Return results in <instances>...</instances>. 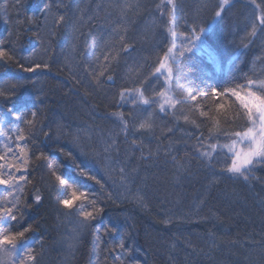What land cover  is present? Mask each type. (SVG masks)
Masks as SVG:
<instances>
[{
	"label": "trees",
	"instance_id": "1",
	"mask_svg": "<svg viewBox=\"0 0 264 264\" xmlns=\"http://www.w3.org/2000/svg\"><path fill=\"white\" fill-rule=\"evenodd\" d=\"M160 2L52 0L60 6L52 8L45 22L38 0H0V49L14 53L21 63L27 58L29 64L50 65L47 72L28 74L16 63L0 60V91L23 85L15 89L11 99L0 98L4 129L13 130L8 135L0 130V155L5 157L0 163L25 167L17 148L20 131L25 140L19 143L28 155L27 182L19 181L24 190L15 195H22L21 205L26 201L31 207L24 208V223L13 230L28 223L38 225L26 234L36 259L28 260L19 247L22 242H18L15 249L0 246V264H21L22 260L23 264H121V259L124 264H264V166L257 167L255 179L246 183L222 177L219 166L210 168L193 154L180 155L188 145L197 143L201 134L208 137L217 121L221 133L249 126L246 117L241 118L236 111L239 104L232 97H213L211 86H219L221 91L237 90L249 79L264 81V31L256 19L264 14V0H234L204 38L217 51L219 70L195 52L186 53L184 59L179 55L181 50H176L178 55L170 63L172 91L178 100L192 102L179 104L164 115L155 106L149 107L145 120L153 127L137 130L138 122L132 127L131 115L136 106L120 108L119 99L122 91L141 84L147 98L155 99L163 89L154 72L170 41L166 19L157 13ZM178 3L174 32L182 38L192 37L193 31L209 24L218 0ZM59 15L65 20L56 24ZM28 16L39 19L28 23ZM253 25L257 27L254 37L249 35ZM120 36L125 38L128 51L121 48ZM92 71L105 73L99 77L101 87L89 74ZM108 75L112 81L107 80ZM192 95L197 96L195 101ZM25 98L34 103L37 128L49 131L51 140L39 131L32 139L33 130L23 121L13 120L9 108H19ZM219 105L223 108L218 109ZM117 111L130 121L127 133L109 115ZM134 138L136 145L132 144ZM227 140L220 135L218 141H212ZM61 147L72 153L71 160L60 153ZM41 151L48 160L36 158ZM13 152L16 159L10 160ZM214 156L223 165L224 155ZM73 161L99 179L103 190L76 176ZM121 168L126 178L123 183ZM53 170L75 176L98 194L104 212L88 227H80L82 217L75 211L80 201L70 216L65 215L69 209L57 203L70 195L71 189L55 181ZM0 171L7 178V169ZM11 171L17 177L23 174L15 167ZM37 189L42 196L40 204L33 199ZM10 190L0 185V200H11ZM109 194L111 200L107 199ZM169 217L173 222L165 225L163 221ZM106 224L114 225L116 232L105 235ZM122 237L132 250L130 256L123 257L120 249L113 247Z\"/></svg>",
	"mask_w": 264,
	"mask_h": 264
},
{
	"label": "snow or ice",
	"instance_id": "2",
	"mask_svg": "<svg viewBox=\"0 0 264 264\" xmlns=\"http://www.w3.org/2000/svg\"><path fill=\"white\" fill-rule=\"evenodd\" d=\"M19 2V0H17ZM231 0H219L218 5L216 6V10L214 11V20L223 17L224 12L227 10V7L230 6ZM167 8H164V0H162L161 5L157 6V10L161 12V16L167 15V25L166 31L173 37L176 36L175 32L171 31V25L175 18L174 14L179 9L178 0H166ZM42 5V7H41ZM60 5H53L52 0H48L47 3L44 0H38L37 7L43 14L44 21L47 22L49 15L51 14L52 8ZM259 7V6H257ZM28 23H34L39 18L36 16H28ZM257 20L260 21L261 30L264 31V14L258 15L256 17ZM65 20L64 15H59L58 19L54 21V23L59 24L60 22ZM19 22V21H18ZM208 31L207 26L201 27L199 32L193 31L192 37H186L187 43L184 46L182 52H180V56L184 59H187L185 53H192L195 51L196 54L203 56L206 62L212 65L217 70L220 69V58L217 54L216 49L206 43L204 39V34ZM251 36L257 35V27L253 25L251 28V32L249 33ZM121 48L124 51L129 50V46L125 43V38L120 36ZM174 47V45H173ZM173 47L167 48V53L163 60H161L159 67L155 69L156 73H161V69H164L169 60H174L175 57L171 54L173 53ZM25 60L24 63H21L20 60L16 59L14 53L10 54L8 51L0 49V60H4L5 62H13L16 63L23 73L34 74L38 71L47 72L50 70V65L47 62L43 63H27V58H23ZM105 61L108 60V56H104ZM114 59V57H113ZM107 65H105V69ZM168 79H171L173 75L172 67H167ZM94 77L95 82L98 87L102 86V82L99 77L103 76L105 73L101 71L99 75L95 71L89 73ZM108 81H112L113 77L111 75L107 76ZM30 83L35 86V81L29 79ZM23 86L22 84L13 85L12 89L9 92L0 91V98L4 100L11 99L16 93L15 89L17 87ZM143 84L140 87H136L131 90L122 91L120 94V107H124L128 104L135 105L136 108L133 109L131 115L133 116L132 127H136V123L138 122V129L150 130L153 125L152 123L146 122L145 113L148 111L149 107H152L159 103V110L161 113H167V109L165 105H168L172 108H175L177 104L183 103L182 101L174 99L170 95H166L165 92L161 91L158 93V96L162 98L163 102L161 103L159 100L154 98H145L144 92L141 90ZM240 90H235L232 88H226L221 91L219 86L213 85L211 86V95L213 97L217 96H228L235 97V100L239 103V108L236 109L238 115L241 118L246 117L248 121V125L246 130L243 131H234V132H220L219 122H215L212 128L209 129V136L197 137V144L193 147L195 151L199 154V158L203 159L207 162L208 166L217 167L219 166L220 173L222 177H226L228 179H242L246 183H250L255 177L253 176V172L257 167L264 166V81H257L253 79H249L246 85L240 84L238 85ZM146 91V90H145ZM207 92L204 93L207 96ZM137 97L139 98L137 100ZM38 101L43 103L38 96L36 98ZM191 99L195 101L197 99L196 95H192ZM146 106L145 108H139V105ZM219 108H223V105H219ZM242 110V112H241ZM9 112L12 114L13 120H20L26 124L29 129L32 131V139H35L36 132L39 131L45 139L51 140V133L49 131H44L42 127L39 129L37 125L39 121L37 118V111L35 110L34 103L31 98H25L22 101V104L19 108L11 107L9 108ZM29 115L31 118H29ZM111 117L115 119V121L120 126V129L125 133L129 130L130 121L125 118L122 111L112 112L109 114ZM201 115H207L205 112H201ZM148 120L151 119L149 116ZM184 119L187 121L188 117L185 116ZM195 123V121H193ZM5 118L0 117V130H3L6 135L10 134L13 130L11 128L4 129ZM171 131V129H169ZM220 135L227 136L229 138V142H225L223 145L219 143H212L213 139L219 140ZM235 137V138H233ZM127 138V137H126ZM25 136L23 131L17 133V148L20 153L21 163L25 166L21 167L20 164L13 163H0V170L7 169V178L3 171H0V185H7L11 190L8 191L9 197L11 200L2 201L0 200V229L3 230L2 235H0V246L11 245L13 249L17 248L18 242H22L19 247L27 256L28 260H35L36 256L33 254V248L27 244L26 234L34 231L38 228V225L35 223H28L24 227L19 228L18 230H13L15 225H20L24 223L25 220V207H31L26 201L24 205L20 204V200L22 199V195L18 196L15 193L23 192V185L19 183V181L27 182V168L26 165L28 163V155L25 152L24 146L19 142L24 141ZM109 143L108 148L112 147V144ZM132 144L136 145L137 141L134 138L132 140ZM108 148L105 150L107 151ZM205 148L209 150H204ZM223 149H227V152L224 153ZM220 150V151H218ZM9 152H12V148L9 146ZM60 153L68 159H72V153L66 152L62 147L59 148ZM213 153H217V155H224V163L220 165L219 160ZM37 159L48 160L49 157L41 151ZM10 160H15L16 156L13 152L12 156L9 158ZM230 160V163L228 162ZM0 161H5V157L0 155ZM74 163V171L76 176L82 177L84 180H90L94 183L100 185L103 190L104 185L101 183L99 179H97L94 175H92L85 167H83L80 163ZM15 167L16 172H23V174L14 176L11 171L12 168ZM124 169L121 168L122 174V183L123 180L126 179L123 176ZM52 176L55 181L59 183L61 186H67L71 189L70 195L66 196V198L58 199L57 203L64 209H69L65 215H73L72 209L74 204L77 201H80V206L76 208V214L82 217L80 222V227H88L92 221L96 220L102 213L104 212L103 206H101L98 194L93 193L87 184H84L83 181L77 180L75 176L70 174L58 173L56 170H53ZM221 177H216V179H220ZM16 181L15 183L13 181ZM53 190H55V186L53 185ZM36 204L42 203V196L39 194V189H37L36 194L33 197ZM107 199L111 200V194L108 195ZM139 199V197H137ZM172 218L169 217L163 221L165 225L172 223ZM116 232V227L112 224L104 225V234H114ZM248 243H256V241L248 240ZM236 243V241H233ZM73 245L70 244L69 247ZM113 247H118L122 253L123 257H127L131 255V248L126 247L124 242V238L122 237L120 242ZM4 252L10 251L8 248L2 249ZM23 264V260L21 261ZM121 264H124L123 259H121ZM133 264H137V262H133Z\"/></svg>",
	"mask_w": 264,
	"mask_h": 264
},
{
	"label": "rangeland",
	"instance_id": "3",
	"mask_svg": "<svg viewBox=\"0 0 264 264\" xmlns=\"http://www.w3.org/2000/svg\"><path fill=\"white\" fill-rule=\"evenodd\" d=\"M162 1V0H161ZM232 1V0H231ZM160 4H161V2H160ZM159 4V5H160ZM157 13H158V15H159V17H161V18H165L166 19V24H167V19H168V17H167V15L165 14L164 16H161V12L160 11H158L157 10ZM174 16H175V14H174ZM172 31L174 32V20H173V23H172ZM168 32V31H167ZM199 32V31H198ZM168 37H169V47H173V45H174V47H173V53L171 54L172 56H174L175 58H176V56L178 55V52L181 50V52L183 51V49H184V46L186 45V43H187V40H186V37H182V38H178V37H173V36H171L170 34H169V32H168ZM177 49H179V51L177 52V54H176V50ZM186 54V53H185ZM166 55H168V53H167V51H166V53H165V56ZM179 55H180V53H179ZM171 61H173V60H169L168 61V63H169V66H170V63H171ZM159 66V65H158ZM171 67V66H170ZM237 90H240V89H237ZM173 92V91H172ZM147 98V97H146ZM234 100H235V97H232ZM175 99H176V97H175ZM178 100V99H177ZM119 101H120V99H119ZM236 101V100H235ZM237 102V101H236ZM238 103V102H237ZM239 104V103H238ZM126 106H134V105H132V104H128V105H126ZM126 106H124V107H126ZM140 106H143V107H146V106H144V105H140ZM155 107H156V109H157V111L160 113V114H162V115H164L165 113H161L160 112V110H159V108L157 107V105H154ZM120 107V106H119ZM124 107H120V108H124ZM173 108L172 107H168V109H167V113L168 112H170L171 110H172ZM166 113V114H167ZM212 143H216V142H214V141H211ZM197 143H193V144H191V145H189V146H187L181 153H180V155H183V154H185V153H187V154H193V155H196L197 157H199V154L195 151V148L193 147L194 145H196ZM204 150H209V149H207V148H205ZM218 151H220V150H218ZM223 151L226 153V151L223 149ZM215 153H213V155H214ZM201 159V158H200ZM201 160H203V159H201ZM204 161V160H203ZM206 164H207V162L206 161H204Z\"/></svg>",
	"mask_w": 264,
	"mask_h": 264
},
{
	"label": "bare ground",
	"instance_id": "4",
	"mask_svg": "<svg viewBox=\"0 0 264 264\" xmlns=\"http://www.w3.org/2000/svg\"><path fill=\"white\" fill-rule=\"evenodd\" d=\"M233 1L234 0H232L231 1V3H230V6L233 4ZM161 3H162V1H161ZM218 3H219V0H218ZM161 5V4H160ZM164 8L166 9L167 8V4H166V0H164ZM230 6H228V7H230ZM227 7V8H228ZM213 19H214V17H213ZM213 19L209 22V24L207 25V27L211 24V22L213 21ZM219 19H217V21H218ZM217 21L215 22V24L217 23ZM215 24L212 26V28H211V30L213 29V27L215 26ZM206 27V26H205ZM201 27H199V29H200ZM211 30L207 33V34H205L204 35V38L206 37V35H208L210 32H211ZM171 31H172V25H171ZM173 32V31H172ZM193 52H195V51H193ZM164 57H165V55L163 56V58H162V60L164 59ZM161 62V61H160ZM169 66V63L167 62V65H166V67L164 68V69H161V73H163V74H160V73H156L158 76V78H160L161 79V82H162V84H163V89H162V91L163 92H165V94L166 95H170V96H172L174 99H175V95H174V93L172 92V85H171V83H172V79H173V75H172V77H171V79H168V72H167V67ZM159 67V66H158ZM246 85V84H245ZM139 98L137 97V100H138ZM157 100H159L161 103L163 102V100H162V98H160L159 96L156 98ZM179 101H182V100H179ZM183 103H191L192 101H182ZM180 104H182V103H180ZM157 105V107L159 108V103L158 104H156ZM177 105H179V104H177ZM165 107H166V109H168V105H165ZM171 113V112H170ZM246 130V129H245ZM233 138H235V137H233ZM225 142H229L230 143V141L229 140H227V141H224V142H221V143H219L220 145H223ZM217 143V142H216ZM191 145V144H190ZM189 146V145H188ZM226 152H227V149H224ZM224 152V151H223ZM225 153V152H224ZM216 154V153H215ZM214 154V155H215ZM196 156V155H195ZM199 158V157H198ZM203 161V160H202ZM208 165V164H207Z\"/></svg>",
	"mask_w": 264,
	"mask_h": 264
},
{
	"label": "water",
	"instance_id": "5",
	"mask_svg": "<svg viewBox=\"0 0 264 264\" xmlns=\"http://www.w3.org/2000/svg\"><path fill=\"white\" fill-rule=\"evenodd\" d=\"M216 21H217V20H214V19H213V21L211 22V24L207 27L208 31H207L205 34H207V33L211 30L212 26L215 24ZM205 34H204V35H205Z\"/></svg>",
	"mask_w": 264,
	"mask_h": 264
}]
</instances>
